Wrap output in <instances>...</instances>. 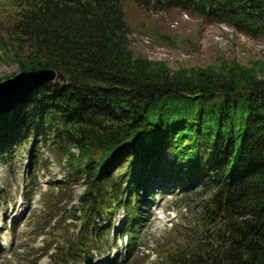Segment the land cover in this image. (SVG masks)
I'll return each mask as SVG.
<instances>
[{
	"label": "trees",
	"instance_id": "1",
	"mask_svg": "<svg viewBox=\"0 0 264 264\" xmlns=\"http://www.w3.org/2000/svg\"><path fill=\"white\" fill-rule=\"evenodd\" d=\"M6 1L17 14L2 57L22 72L67 76L0 112V168L24 151L36 184L39 148L54 144L69 171L62 183L84 188L72 214L69 201L50 210L81 228L56 240L57 264L109 246L101 231L110 233L121 210L117 239L132 261L152 207L172 193L198 201L201 213L173 230L188 248L168 245V264H264V68L172 72L136 56L128 0ZM132 1L264 38V0Z\"/></svg>",
	"mask_w": 264,
	"mask_h": 264
},
{
	"label": "rangeland",
	"instance_id": "2",
	"mask_svg": "<svg viewBox=\"0 0 264 264\" xmlns=\"http://www.w3.org/2000/svg\"><path fill=\"white\" fill-rule=\"evenodd\" d=\"M124 8L133 53L162 63L172 72L179 69L192 72L207 66L230 67L233 62L244 67L254 66L257 72L260 71L258 68H264V38L251 37L225 24L207 23L179 9L147 11L132 0L126 1ZM16 14V8L8 1L0 0V45L7 46L13 37ZM10 50L14 55L16 50ZM2 52L0 49V78L6 80L21 73L19 63L8 61L2 57ZM57 147L54 144L40 146L36 184L32 183L30 157L24 151L11 159L9 165L2 166L0 264H57L59 258L51 256L57 248L56 240L65 238L66 234L75 238L80 233L79 223H75L76 226L71 219L65 221L58 215L60 208L50 211L59 201L62 204L69 201L67 207L76 208L84 190L75 182L68 186L62 183L69 176V171L65 165L66 158L61 160ZM73 152L78 154L76 148ZM184 198L180 193L159 196L132 261L123 258L126 240H115L125 219L123 210L117 213L110 234L104 229L101 231L102 237L110 240V245L88 250L83 256L91 258L92 264H121V261L124 264H168L163 253L168 245L172 251L181 246L188 248L173 230L176 226L188 227L194 216L201 213L198 201L193 200L189 204ZM52 213L57 214L56 217H52ZM73 258L66 264H85L84 257Z\"/></svg>",
	"mask_w": 264,
	"mask_h": 264
},
{
	"label": "water",
	"instance_id": "3",
	"mask_svg": "<svg viewBox=\"0 0 264 264\" xmlns=\"http://www.w3.org/2000/svg\"><path fill=\"white\" fill-rule=\"evenodd\" d=\"M58 80L67 81V76L64 72L38 70L21 72L13 78L0 82V112L17 103L40 85ZM91 261V259H88L86 263Z\"/></svg>",
	"mask_w": 264,
	"mask_h": 264
}]
</instances>
